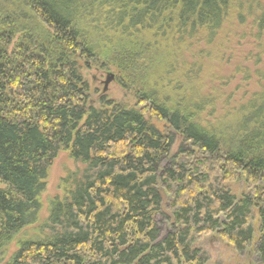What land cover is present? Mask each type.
Listing matches in <instances>:
<instances>
[{
	"label": "trees",
	"instance_id": "obj_1",
	"mask_svg": "<svg viewBox=\"0 0 264 264\" xmlns=\"http://www.w3.org/2000/svg\"><path fill=\"white\" fill-rule=\"evenodd\" d=\"M242 42L246 100L220 74ZM114 63L131 106L94 98ZM63 150L84 168L44 215ZM256 232L264 264V0H0V264H207L205 236L244 252Z\"/></svg>",
	"mask_w": 264,
	"mask_h": 264
},
{
	"label": "rangeland",
	"instance_id": "obj_2",
	"mask_svg": "<svg viewBox=\"0 0 264 264\" xmlns=\"http://www.w3.org/2000/svg\"><path fill=\"white\" fill-rule=\"evenodd\" d=\"M229 46V45H228ZM258 48L255 42H242L241 44L232 43L230 48H227L226 58L222 63V77L228 80L226 85L227 90H233L236 92L238 98L243 97L245 100L249 98L253 93L260 89V85L257 83L259 77L256 74L257 66L256 54ZM218 62V61H216ZM241 67L240 70L238 68ZM248 71L250 73L248 74ZM89 80L94 87L97 88V93L94 95L95 99L100 97L112 98L122 102L125 105H133L135 103L134 92L131 89L124 90L121 85L122 70L117 64H112L110 68H99L90 70ZM114 75V79L106 86L105 82L108 79L109 74ZM96 104V102H94ZM161 131L168 133L170 127L162 121L157 119H151ZM181 146V140H177L174 146L173 153L175 154ZM189 147V146H188ZM169 160V159H168ZM168 160H164L160 171L169 164ZM84 165L74 160L68 151H61L56 159L53 161L49 174L46 180V187L42 196L44 202V215L49 212L50 199L56 196H63L65 194L64 178L69 176L78 170H83ZM235 191L241 192L244 190L245 185L242 182L232 184ZM166 214H169V210H166ZM46 216H44L45 218ZM158 227L160 229L159 239L163 238L170 231L169 219L163 215L156 217ZM255 228L258 227V221L254 222ZM29 232V233H28ZM26 233V234H25ZM28 233V234H27ZM35 231H24L18 238L26 237V235H34ZM259 237V232H256V238L252 245L244 252H238L232 245L227 243L220 237L208 235L202 238L198 245L207 254V264H258L260 257L256 252V242ZM17 248V242L10 244L4 252L0 254V258L4 260L9 259Z\"/></svg>",
	"mask_w": 264,
	"mask_h": 264
},
{
	"label": "water",
	"instance_id": "obj_3",
	"mask_svg": "<svg viewBox=\"0 0 264 264\" xmlns=\"http://www.w3.org/2000/svg\"><path fill=\"white\" fill-rule=\"evenodd\" d=\"M114 79V75L112 73L109 74L108 79L106 80L105 84L106 86L109 85V83Z\"/></svg>",
	"mask_w": 264,
	"mask_h": 264
}]
</instances>
